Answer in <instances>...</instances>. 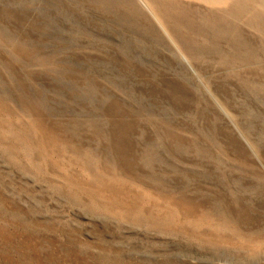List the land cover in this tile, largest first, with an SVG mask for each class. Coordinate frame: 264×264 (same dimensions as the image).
Returning <instances> with one entry per match:
<instances>
[{"label": "rangeland", "instance_id": "obj_1", "mask_svg": "<svg viewBox=\"0 0 264 264\" xmlns=\"http://www.w3.org/2000/svg\"><path fill=\"white\" fill-rule=\"evenodd\" d=\"M0 264H264V0H0Z\"/></svg>", "mask_w": 264, "mask_h": 264}, {"label": "bare ground", "instance_id": "obj_2", "mask_svg": "<svg viewBox=\"0 0 264 264\" xmlns=\"http://www.w3.org/2000/svg\"><path fill=\"white\" fill-rule=\"evenodd\" d=\"M142 1V0H141ZM143 3V2H142ZM144 5V4H143ZM157 6H159V5H157ZM147 7V6H146ZM127 10V9H126ZM128 11V10H127ZM147 11H149L148 9H147ZM130 15V14H129ZM152 16V15H151ZM154 19V18H153ZM156 21V20H155ZM158 23V22H157ZM243 32V31H242ZM165 35H167L166 33H165ZM168 39H170V38H168ZM172 43V42H171ZM176 48V47H175ZM177 49V48H176ZM178 50V49H177ZM181 58H183V56L181 57ZM252 59V58H251ZM183 60V59H182ZM186 64H188V63H186ZM229 65V64H228ZM189 66V65H188ZM193 66V65H192ZM190 67V66H189ZM252 69V68H251ZM250 69V70H251ZM256 70V69H255ZM238 71V70H237ZM248 72V71H247ZM194 73V72H193ZM235 75V74H234ZM243 86V85H242ZM255 87V86H254ZM263 92V91H262ZM219 106V105H218ZM228 117V116H227ZM230 117V116H229ZM231 123V122H230ZM249 147V146H248Z\"/></svg>", "mask_w": 264, "mask_h": 264}]
</instances>
